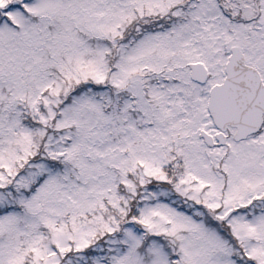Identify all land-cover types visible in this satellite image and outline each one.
Listing matches in <instances>:
<instances>
[{
    "label": "snow or ice",
    "instance_id": "obj_1",
    "mask_svg": "<svg viewBox=\"0 0 264 264\" xmlns=\"http://www.w3.org/2000/svg\"><path fill=\"white\" fill-rule=\"evenodd\" d=\"M0 264H264V0H0Z\"/></svg>",
    "mask_w": 264,
    "mask_h": 264
}]
</instances>
